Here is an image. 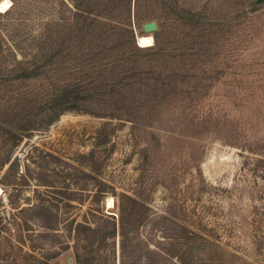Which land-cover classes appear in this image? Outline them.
Masks as SVG:
<instances>
[{
    "label": "rangeland",
    "instance_id": "374dc122",
    "mask_svg": "<svg viewBox=\"0 0 264 264\" xmlns=\"http://www.w3.org/2000/svg\"><path fill=\"white\" fill-rule=\"evenodd\" d=\"M8 1L0 13V112L12 105L38 130L14 141L0 133V217L11 223L0 243L24 237L45 264H73L74 224L90 209L86 221L108 229L99 213L116 222V196L124 194L143 201L146 215L197 201L236 264H264V0H129V18L118 1L110 16L91 15L85 33L70 0ZM90 3L101 9L106 0ZM147 22L156 30L144 33ZM187 23L214 33L207 63L185 85L205 89L190 107L176 102L141 122L84 88L114 66L95 56L96 45L138 46L135 38ZM117 241L106 239L98 253L116 263Z\"/></svg>",
    "mask_w": 264,
    "mask_h": 264
},
{
    "label": "trees",
    "instance_id": "16d2710c",
    "mask_svg": "<svg viewBox=\"0 0 264 264\" xmlns=\"http://www.w3.org/2000/svg\"><path fill=\"white\" fill-rule=\"evenodd\" d=\"M70 1L73 2L75 17L82 21L79 25L83 33L88 29L86 21L91 15H94L92 18L110 16L118 7V1L122 2L121 9L129 18V0H106L101 9L92 7L91 0ZM124 29L130 36L131 30ZM212 29L204 24H178L154 33L149 47H138L131 39L101 49L96 45L95 56L99 59L111 58L110 63L114 66L107 73H99L97 79L84 88L92 95H101L100 102L107 103V108L123 107L127 114L141 122L156 118L166 107H174L176 102L186 101L187 107H190L192 102L205 95L204 88L185 85L197 75L196 68L201 60L207 63L210 42L214 38ZM179 36H182L183 46L173 47V40ZM95 102L97 104L90 105L99 107V101ZM78 110L74 109L75 112ZM62 112L47 113L44 125L55 121ZM25 126L14 106H6L0 112L2 137L14 141L23 137L22 134H29L26 132L30 130H38ZM36 128L42 127L38 124ZM105 144V141H100L96 147ZM101 193L97 189L94 196H101ZM116 198V222L109 223L107 215L99 213L100 222L104 226L108 224V229L102 230L100 223L86 221V214L92 216L90 209L80 217V222L74 224L71 245L73 264H236L237 257L222 247L214 228L208 226L197 210L194 205L197 201L193 200V204L188 206L167 204L165 211L146 215L143 201L124 194ZM126 201L131 204L129 207L125 206ZM139 208L144 209L142 213L133 211ZM110 219L113 220L112 217ZM10 226V222L0 217V233L2 228L9 229ZM115 236L118 237L116 263L114 259L109 261L110 253H98L105 240ZM2 239L5 245L0 243V264H29L28 261L45 264L35 258V249L26 243V238Z\"/></svg>",
    "mask_w": 264,
    "mask_h": 264
},
{
    "label": "bare ground",
    "instance_id": "6f19581e",
    "mask_svg": "<svg viewBox=\"0 0 264 264\" xmlns=\"http://www.w3.org/2000/svg\"><path fill=\"white\" fill-rule=\"evenodd\" d=\"M9 6H10V2L8 0L6 4L4 1H2L0 3V7H2V10H0V13L5 12L9 8ZM136 41L139 44L138 45L139 47H149L152 45V38L150 36L138 37ZM111 203L112 202L109 203V207L111 206Z\"/></svg>",
    "mask_w": 264,
    "mask_h": 264
},
{
    "label": "water",
    "instance_id": "95a60500",
    "mask_svg": "<svg viewBox=\"0 0 264 264\" xmlns=\"http://www.w3.org/2000/svg\"><path fill=\"white\" fill-rule=\"evenodd\" d=\"M155 30H156V25L154 22H147V23L142 25V31L144 33H151ZM135 41H136V38H135ZM136 44H137V42H136Z\"/></svg>",
    "mask_w": 264,
    "mask_h": 264
},
{
    "label": "snow or ice",
    "instance_id": "6c2138e0",
    "mask_svg": "<svg viewBox=\"0 0 264 264\" xmlns=\"http://www.w3.org/2000/svg\"><path fill=\"white\" fill-rule=\"evenodd\" d=\"M5 4L7 3V0H4ZM0 10H2V7H0Z\"/></svg>",
    "mask_w": 264,
    "mask_h": 264
}]
</instances>
